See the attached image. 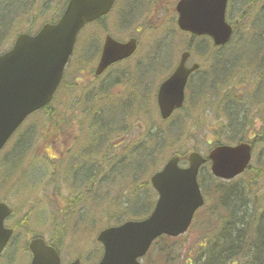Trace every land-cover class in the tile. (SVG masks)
Segmentation results:
<instances>
[{
    "label": "rangeland",
    "instance_id": "1",
    "mask_svg": "<svg viewBox=\"0 0 264 264\" xmlns=\"http://www.w3.org/2000/svg\"><path fill=\"white\" fill-rule=\"evenodd\" d=\"M40 1L34 3L31 1L30 4H27V10L31 9L28 17L20 18L19 12L12 14L11 18H14L13 22L15 23H13L11 30L9 28V33L17 29L35 28L42 20L44 22L46 20L50 21L53 16L62 11L61 7L65 2V0H48L46 6L44 4L40 6ZM229 2L228 19L230 22L238 24L234 42L229 47H224L225 50L221 51V56L218 55L220 51L217 50L213 51L212 56L218 64L223 62L222 56H228L231 59L227 58V63L222 66L217 65V70L214 72H209L213 69L209 65V60L207 63H203L204 66L201 68L200 74L207 73L201 78V83L195 86L197 91L191 95V100L197 107L201 100L206 97L202 100L204 103L194 108V110L190 111L185 108L183 112L176 114V120L181 121L183 125H176L179 131L174 130L171 135L179 133L178 138H176L177 134L173 137V140H168L165 133V135L159 137L160 141L157 142L156 146L150 148L154 151L153 148L159 147L165 142L168 146L166 147L167 151L162 150L155 159L148 160L146 157H137L131 149L124 156V159H129L130 164L127 160L123 161L126 164L119 167L117 171L114 170L116 174L108 173L107 181L103 186L106 193L104 195L105 203L108 206L103 204L96 209L94 205L88 204L84 212L72 214L69 217V222L65 223L63 218L60 219L55 216V211L72 204L73 207L69 208L76 212L80 209V203L87 202V200H93L92 203L94 204V201L98 199L102 184L98 183L96 186L88 178H83L86 176L84 174L86 168H82L77 175L75 174L74 182L70 185L65 178L66 174L62 175L67 167L64 162L73 156L74 150L80 155H84V157H92L97 151L105 148L95 138L101 136L104 131L103 125H106V123H110L111 128H113V133L109 136L112 137L111 144L115 143L117 146L113 150L114 154L121 155L120 150L126 148L125 145L129 142H132V147H138V151L142 148V153L145 147L150 146L152 143L154 145L155 141L149 142L148 132L150 129L148 123H158L156 92L160 81L170 73L175 61L178 62L177 58L180 54L177 55V53L180 52V47L182 48L188 41L187 37L175 31L173 26L163 27L166 24L168 25L169 20L160 23V21L156 22L155 19V22L151 24L152 26H147V24L145 26L142 20H140L141 22L137 20L134 24L128 23L134 20L133 17L128 16V8L125 10L128 0L117 1L115 8L108 16L105 27L102 24H90L83 29L78 37L74 54L70 59L69 76L66 81L69 95L61 88L56 93L58 100L51 105V109H59L61 112L56 114L58 120H62L64 116L70 118L74 107L82 109L85 106L78 103L87 101L86 96L95 82L88 81L87 67L85 70H83V67L79 70L74 68L78 67L81 62L92 61L97 57L101 43L103 45L102 37L105 29L110 30L112 36L121 41L136 36L139 42L141 41L140 51L131 61L110 69L101 78L93 77V79L100 82L106 78L105 80L108 81V79L115 77L118 71H124L128 67L131 70L129 72L130 80L126 84L120 83L123 85L119 94L121 96L102 104L97 117L98 121L94 122L95 127L91 131H86L82 138L78 136V128H80L78 114L76 116L74 114L69 119L73 120L76 130L72 139L67 136L66 132L58 137V140H54V136H50L46 129L49 126V121L41 113L39 116L28 117L24 126L7 142V146L4 148L5 151L0 153V201L9 204L15 211L16 216L13 220H10L8 226L15 225L17 227L15 229L17 238L15 241L16 246L6 250L0 258V264H29L32 257L29 251H26V248L27 242L33 234H43L48 240L52 239L55 244H59L63 264H68L80 253L85 258L83 259L85 264H95L102 255L100 253L101 247L96 242L100 230L110 225H117L121 221L132 220V218L143 219L150 213L147 211L154 207L158 194L152 188L149 179L154 172L163 167V164L174 153L185 154L190 150L197 149L202 154L207 155L217 141L224 144H234L240 139H250L255 135L260 139L264 138V76L259 78L261 74H264V57L261 60L258 57L260 50H264V0H230ZM6 37L7 35L4 36V40ZM12 40L8 38L7 41L3 42L4 46L0 50L3 52L9 49ZM204 44L205 42L202 41L199 46ZM158 53V58L153 59V57H157ZM256 59L258 63H255ZM232 61L236 63H232ZM253 63L256 66L261 65L258 69H253L251 67ZM247 65L249 68L245 69L244 67H247ZM222 67L227 69L228 81L227 76L222 73V71H225ZM242 70L241 73L237 72ZM127 78V73H124V81ZM194 79L196 80L197 77ZM225 82L226 84L218 88ZM79 91H81L80 94ZM116 91L114 89L110 94L113 95ZM231 94L236 98H228ZM70 101L73 103H69ZM226 106L229 110L232 109L230 112L235 114V117L240 120L239 122L230 123L231 116L225 113ZM37 117L38 119H36ZM34 121L38 125L31 129L32 132L37 133L33 135L34 140L31 144L33 147H31L32 153L30 155L36 159L33 152L35 150V153L42 155L44 160L54 161V169L58 177L54 176L53 181L48 179L50 171L46 169L45 164L40 166L37 163L28 162L31 158L27 160L28 151L20 158L22 147L24 145L29 146V140L31 139L28 135L24 138L23 132L35 123ZM123 123L127 126L124 129L120 128ZM106 130L109 131L108 128ZM64 141H71L75 145L70 151H66L67 145ZM18 144L20 146L16 150L15 147ZM255 144L253 160L250 165L251 169L235 180L230 182L218 181L209 169L210 164L202 168L199 176H201L200 180L203 182L206 205L198 212V216L192 224L193 226L186 234L173 241L168 239L157 241L149 254L145 256L143 264H171L165 259L166 255L164 256L167 251H171L172 258L177 259L176 264H198V261H200L199 264H203L209 254V251L206 250L207 245L211 241L215 245V235H210L213 229L220 236L226 232L224 228H230L234 233H237L238 230H246L238 237L240 242L243 238L248 241H255L257 236L255 232L262 224L261 218L264 215V140H256ZM156 153L157 151H155ZM54 157L59 158L58 162L64 165L59 164ZM21 160L26 161V163H22ZM117 160L115 159L114 162H117ZM154 164L158 165L150 173V168ZM187 164L185 161L183 166L185 167ZM45 173H47L45 182L49 185L43 188L42 193L33 194L39 188ZM71 173L74 172L71 171ZM103 174L104 172L100 171L97 179L101 180L100 176ZM67 179L69 180L68 177ZM217 183L220 184V187L225 185V189L231 190L226 200L229 207L224 210L222 209V206H225L221 200V190L217 189ZM54 184L55 186H53ZM133 185L136 186L135 190L132 189ZM127 189H131L127 191V198H123L121 207H118L115 211L113 209L115 203L113 201L109 204V198H116L120 196L122 190ZM133 193L137 197L131 205L134 197ZM145 194L146 196L142 198ZM26 195H31V197ZM43 203L51 209L53 225L40 226V224L48 221L47 209L44 205L38 206ZM33 207H36L35 213L30 210ZM129 209L131 214H139L131 215L128 213ZM95 210L98 211L95 217L97 221L91 219L94 217ZM231 211L234 212L232 216L230 215L232 214ZM82 213L85 216L90 214V218L85 219L82 223L81 231H77L79 223L77 227L74 223H71L69 228L68 225L71 220L77 221V217ZM245 245L247 248L244 252L236 251L238 257L234 258L236 260L234 264H249L248 260L254 249L248 250L247 243ZM223 264H228V261L226 260Z\"/></svg>",
    "mask_w": 264,
    "mask_h": 264
},
{
    "label": "water",
    "instance_id": "2",
    "mask_svg": "<svg viewBox=\"0 0 264 264\" xmlns=\"http://www.w3.org/2000/svg\"><path fill=\"white\" fill-rule=\"evenodd\" d=\"M114 1L70 0L57 24H46L35 36L20 35L14 48L0 56V150L30 113L49 104L80 29L108 14ZM227 3V0H181L178 25L193 34L211 36L216 45H224L233 32L225 19ZM105 41L96 74L131 56L137 47V39L121 43L108 35ZM189 56L188 52L182 54L176 72L160 87L158 105L164 119L183 106L187 79L198 68L197 64L192 69L185 67ZM251 152L252 145L248 143L218 146L208 156L214 175L230 179L241 174L248 168ZM188 159L190 164L184 169L179 165L180 157L174 155L161 172L152 176L159 199L148 219L126 222L100 233L98 240L103 243L105 254L99 264H141L139 259L159 236L177 237L188 230L194 213L205 203L197 175L207 162L199 152L190 153ZM11 212L6 204L0 203V253L13 234L4 222ZM30 250L34 254L31 264H60L58 253L42 239H33Z\"/></svg>",
    "mask_w": 264,
    "mask_h": 264
},
{
    "label": "trees",
    "instance_id": "3",
    "mask_svg": "<svg viewBox=\"0 0 264 264\" xmlns=\"http://www.w3.org/2000/svg\"><path fill=\"white\" fill-rule=\"evenodd\" d=\"M31 1H32V3H34V2H37L39 0H0V49H2V47L4 46L3 42L7 41L8 38H12L13 32L16 31V30H13L12 33H9V31H10L9 28L11 29L13 23H15V22H13L14 18L13 19L11 18L12 14L15 13V12H19L20 18L28 17L30 15L29 12H30L31 9L27 10V4H30ZM32 28L33 27H31V29ZM17 30H20V29H17ZM7 31H8V33H7ZM5 35H7V37L4 40V36ZM261 54H263V56H264V50H262L261 52L258 53V57ZM93 58H95V57H93ZM95 59H92V61H90V63H92ZM255 63H258L257 59H256ZM255 63H253L252 65L256 66ZM222 68L225 69L224 67H222ZM225 71H222L223 75H225ZM228 98H236V97L233 94H231ZM225 108H226L225 113H227L228 116H231L230 123L239 122L240 121V120H238L235 117V114L233 112H230V110H232V109L229 110L228 106H226ZM48 115L50 116V118L52 120V126L55 129L56 135H57L60 132V130L62 129V122H61V120H58V117H57L56 113L52 112V110L48 113ZM165 133H166V136H167V137L166 136L165 137L168 138V140L170 138H173V137H168L169 131L168 132L164 131L163 133H159V130H154V131L151 130V133H149V136H148L150 138L149 142L150 143H151V141H155V142H154V145H152L153 144L152 143L150 146H148L147 150L144 151L142 157H146L148 160H152V159H155L162 150L167 151L166 147H168V146H167V144L165 142H164V145H162V147L159 146V147L153 148L154 151H152L150 149L152 146L153 147L156 146L157 142L160 141L159 137L162 136V135H165ZM256 140H258V138ZM217 142H219V141H217ZM155 151H157L156 154H155ZM152 156H154V157H152ZM150 157H151V159H150ZM165 157H166V155H165ZM163 159H162V161H163ZM157 165L156 164L152 165V167L150 168V173H152L153 169H155L154 167L157 166ZM147 177H149V176H147ZM135 188H134V190H135ZM220 190H221V192H220L221 200L225 203L224 197H227V195L225 193L226 190L225 189H223V190L220 189ZM145 196H146V194L144 196H142V198H144ZM135 197H137V195L134 194L133 199H135ZM139 200H140V198H139ZM133 201L134 200H132V202ZM119 205H120V203H119ZM140 213H143V212H140ZM132 214L133 215H138L139 213H137V214L132 213ZM261 222H262V224L259 226V228H257L258 230L256 231L257 232V236H256L254 242H257L256 243L257 245L254 248L263 247V245H264V215H263V218H261ZM224 229L226 230V232H230L231 231L230 228H224ZM245 231L246 230H238L236 232H237V234L241 235ZM213 233H214V229L210 232V235L213 234ZM166 239H168L170 241L174 240V239H171L169 237H164L161 240H166ZM227 239H228V237L226 238V240ZM166 249H167V247H166ZM217 250H218L217 247L212 245L208 249V251H209V254L207 256L208 259H205V262L203 264H205V263L217 264V262L215 263V258H218L216 256V254L218 253ZM256 252H259V251L257 250ZM164 256H165V259H167L168 263H171V264H176L177 263V259H173L172 258V252L171 251H169V252L167 251L166 253H164ZM212 258H214V259H212ZM199 263H200V261H198V264Z\"/></svg>",
    "mask_w": 264,
    "mask_h": 264
},
{
    "label": "flooded vegetation",
    "instance_id": "4",
    "mask_svg": "<svg viewBox=\"0 0 264 264\" xmlns=\"http://www.w3.org/2000/svg\"><path fill=\"white\" fill-rule=\"evenodd\" d=\"M145 1H148V0H128V4L130 6H132V8H134V7L142 4ZM150 1H151V4L155 6V9L153 10V12H151L149 14V17L151 18V20H153V19H156V20L158 19V21L164 20L165 16L167 19L168 17L171 16V14L173 13V10L174 11L176 10V6L178 5L177 4L178 0H150ZM167 5L170 6L172 9L169 12H167L166 14H164L165 16H162V12H164L163 9ZM160 6L163 8L162 10L159 9ZM174 14H175V12H174Z\"/></svg>",
    "mask_w": 264,
    "mask_h": 264
},
{
    "label": "bare ground",
    "instance_id": "5",
    "mask_svg": "<svg viewBox=\"0 0 264 264\" xmlns=\"http://www.w3.org/2000/svg\"><path fill=\"white\" fill-rule=\"evenodd\" d=\"M246 243L248 245V250H250L251 248H253V247H255L257 245L256 244L257 242L248 241L245 238H243L242 242H240V238H238V237L237 238H228L224 242V245H225L226 249H228V250H231V251L236 250V251L244 252L245 249L247 248L246 245H245ZM218 246H220V243H218ZM222 248H224V246ZM222 255H225V254H223V253L220 254L218 256V258H215V261H220L222 259Z\"/></svg>",
    "mask_w": 264,
    "mask_h": 264
}]
</instances>
